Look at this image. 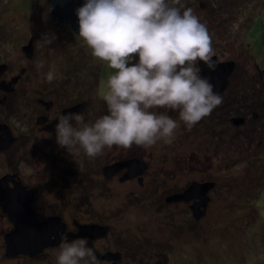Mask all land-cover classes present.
Here are the masks:
<instances>
[{
    "label": "rangeland",
    "instance_id": "rangeland-1",
    "mask_svg": "<svg viewBox=\"0 0 264 264\" xmlns=\"http://www.w3.org/2000/svg\"><path fill=\"white\" fill-rule=\"evenodd\" d=\"M184 2L205 23L216 61L236 62L221 102L191 128L180 121L171 142L106 146L89 157L82 148L72 154L58 145L55 132L38 130L33 101L38 91H52L57 80L66 79L62 92L81 86V98L87 100L83 116L91 122L107 111L103 94L116 69L93 56L68 22L52 18L46 0H0V63L8 65L2 77L9 80L25 68L15 91L0 105V122L15 137L0 151V177L16 174L34 189L32 206L39 221L58 214L72 231L74 220L108 225L106 237L87 238L100 264L107 263L105 251L118 249L117 264H154L145 253L150 248L143 252L145 247L128 245L146 237L156 245L171 238L160 264H264V0ZM44 33L55 34L50 45L41 46L38 38ZM32 37L34 53L26 58L22 45ZM40 58L45 64L37 69ZM50 65L58 73L51 82L44 78ZM158 110L178 118V110ZM237 117L244 121L235 122ZM135 157L147 164L141 183L138 177L121 181L126 168L104 178V166ZM193 181L215 182L205 215L197 221L192 201H166ZM185 226L198 234L186 233ZM14 227L0 202V264H57L59 246L44 249V256L6 257L3 235Z\"/></svg>",
    "mask_w": 264,
    "mask_h": 264
},
{
    "label": "clouds",
    "instance_id": "clouds-1",
    "mask_svg": "<svg viewBox=\"0 0 264 264\" xmlns=\"http://www.w3.org/2000/svg\"><path fill=\"white\" fill-rule=\"evenodd\" d=\"M75 12L76 35L93 56L116 71L107 77L105 113L91 122L80 112L56 116V142L70 153L82 148L95 157L106 146L171 142L180 121L191 128L221 102V95L198 67L199 61L215 67L211 37L184 0H83ZM54 39V33L38 38L41 46ZM35 63L41 69L45 60ZM44 78L49 82L58 78L54 66L48 67ZM160 107L178 110V118ZM56 262L100 264L95 248L83 236L62 240Z\"/></svg>",
    "mask_w": 264,
    "mask_h": 264
},
{
    "label": "water",
    "instance_id": "water-1",
    "mask_svg": "<svg viewBox=\"0 0 264 264\" xmlns=\"http://www.w3.org/2000/svg\"><path fill=\"white\" fill-rule=\"evenodd\" d=\"M50 6V16L60 22H68L71 29L78 32V17L75 9L83 3V0H46ZM22 51L26 58L33 56V37L22 45ZM135 55V54H133ZM215 67L209 68L203 61L198 62L201 75L207 76L213 84L214 91L219 94L227 87L229 77L235 68V61H219L216 62V56L213 55ZM6 63H0V75L7 69ZM25 68H21L18 75L12 76L9 80H0V89L6 93L14 90V84L21 78ZM260 72V76H262ZM6 96L0 98V104H4ZM49 105L51 101H43ZM86 102L75 104L67 107L63 112H79L84 109ZM44 118L38 117L37 123ZM242 118H235V122L241 123ZM56 121L53 123L54 127ZM47 127H51L48 125ZM15 140L11 129L6 123L0 122V151L7 150ZM126 168V172L120 177L121 181L138 177V182H142V174L147 169L145 161L139 158H131L117 161L103 167L104 178L108 179L119 169ZM215 186L214 181H193L182 192L173 194L166 198V201H184L190 202V210L192 217L197 221L201 216L205 215L207 204L210 200L209 191ZM34 189L27 187L16 174H5L0 177V202L2 210L6 214L9 222L15 224V227L3 235L5 244L4 254L6 257L15 255H25L28 257H36L41 254L44 249L59 246L63 240V236L67 240L78 237H87L89 239H99L107 236L109 232L108 225H100L98 223H79L74 220L76 230H68L67 224L60 215L52 214L39 221L33 209L32 202L34 200ZM102 259L106 264H117L121 259L119 251H105Z\"/></svg>",
    "mask_w": 264,
    "mask_h": 264
},
{
    "label": "flooded vegetation",
    "instance_id": "flooded-vegetation-1",
    "mask_svg": "<svg viewBox=\"0 0 264 264\" xmlns=\"http://www.w3.org/2000/svg\"><path fill=\"white\" fill-rule=\"evenodd\" d=\"M33 53H34V45H33ZM235 67H236V62H235ZM234 70H235V68H234ZM261 71H263V70L262 69H258V75H259L260 79H261V76H260V72ZM2 75H0V77H1L0 80L1 79H6L5 77H2ZM6 80H8V79H6ZM20 80H21V78L14 84V90L12 92L6 93V92H4L3 90L0 89V98L5 95L6 96V101H7L8 95L12 94L15 91V85L18 82H20ZM228 85H229V83H228ZM228 85H227V87H228ZM226 88L223 90V92L226 90ZM81 94H83L81 89H79L78 91L75 89L74 92L68 91V92H58V93L55 91V89L52 90V91L51 90L50 91L49 90L48 91H38L37 96L35 97V99L33 101L35 109L37 111L36 115H35L36 116L35 124H36L38 130H40L41 132H44V133L45 132L46 133L55 132V128L54 127L52 128V125L56 121V119H55L56 116L59 113H63V110L65 108L71 107V106H73L75 104H78V103H81L83 101L86 102V105H85L84 109L82 111H79V112L84 114V112L86 111L85 109L87 107V100L82 99L81 98ZM72 95H74L73 97L76 98V99H74V98L70 99ZM43 101H51V103L49 105H47ZM4 104H0V105H4ZM223 115L226 116L227 113L224 112ZM38 117H41V118L45 117V119L41 120L40 123H37V118ZM237 118H241V117H237ZM233 119H232V121L234 122L235 119L234 120ZM73 123H75V121H73ZM48 125H51V127L50 128L47 127ZM182 202L183 201H181V203Z\"/></svg>",
    "mask_w": 264,
    "mask_h": 264
},
{
    "label": "trees",
    "instance_id": "trees-1",
    "mask_svg": "<svg viewBox=\"0 0 264 264\" xmlns=\"http://www.w3.org/2000/svg\"><path fill=\"white\" fill-rule=\"evenodd\" d=\"M47 3V2H46ZM52 20V19H51ZM52 21H54V20H52ZM56 22V21H55ZM71 34H72V32H71ZM73 35V34H72ZM80 40V39H79ZM70 56H71V54H70ZM56 82H58V86L55 88V91L58 93V92H62L63 91V89L66 87V83L68 82V80H66V79H63V78H61V79H59V80H57ZM75 85V84H74ZM81 88V86L80 87H78V86H72L71 87V90H69L68 88H66V90H65V92H68V91H70V92H74L75 91V89L78 91L79 89ZM98 91H99V88H98ZM98 94H102V90H100V92H98ZM101 98V97H100ZM193 224H195L194 222H193ZM192 226H194V225H192ZM192 226H185L186 227V233H191V232H193L192 230H191V228H192ZM198 232H199V230L197 231V233L196 232H193L194 234H198ZM149 236H151V235H149ZM166 238V241L164 240V238H161L162 240V243L160 244V245H156L155 244V242H149L150 241V238L149 237H146L145 239H143V240H139V242H137L136 244H134L132 241H130V243L128 244L129 246H131V244L133 245V247L134 248H136V249H139L140 248V246L143 248V247H145L144 248V250H143V252H145V251H147L149 248V250L147 251V252H145L146 254H148L149 256H151V257H153L154 259H155V263L157 262L158 264H160L161 263V260H160V258H162L160 255H161V252H163L164 251V249H165V253L167 254L168 253V251H170L167 247H168V243L170 242V241H172L171 240V238H168V237H165ZM187 240H189V239H187ZM189 243H191V241L189 240L188 241ZM179 243V242H178ZM184 243V242H183ZM182 244V243H181ZM123 245V244H122ZM167 245V246H166ZM191 245H193L192 243H191ZM151 246V247H150ZM159 246H161L160 247V250H153L154 248H159ZM188 246H190V245H188ZM178 247H179V245H178ZM181 247V246H180ZM119 250V252H120V250L121 249H118ZM168 250V251H167ZM184 252H185V250H184ZM183 252V253H184ZM178 253H182V250L181 249H179L178 248ZM45 254V253H44ZM184 255V254H183ZM190 255H191V253H190ZM40 256H44L43 254H40ZM154 263V264H155Z\"/></svg>",
    "mask_w": 264,
    "mask_h": 264
}]
</instances>
